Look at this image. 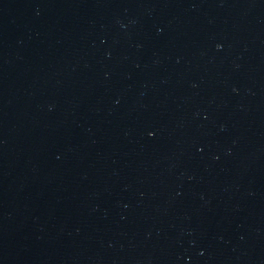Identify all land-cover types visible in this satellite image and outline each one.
<instances>
[{"label":"water","instance_id":"1","mask_svg":"<svg viewBox=\"0 0 264 264\" xmlns=\"http://www.w3.org/2000/svg\"><path fill=\"white\" fill-rule=\"evenodd\" d=\"M0 264H264V0H0Z\"/></svg>","mask_w":264,"mask_h":264}]
</instances>
